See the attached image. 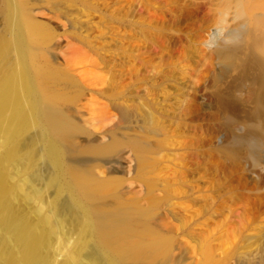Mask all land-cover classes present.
Returning <instances> with one entry per match:
<instances>
[{
    "label": "rangeland",
    "instance_id": "rangeland-1",
    "mask_svg": "<svg viewBox=\"0 0 264 264\" xmlns=\"http://www.w3.org/2000/svg\"><path fill=\"white\" fill-rule=\"evenodd\" d=\"M251 2L264 14V0ZM24 4L66 74L54 88L77 127L75 164L114 181L107 209H148L168 243L166 256L131 264H201L204 251L219 264H264V90L249 92L258 67L226 60L248 49L236 1ZM4 11L0 0V31ZM63 236L67 247L75 232Z\"/></svg>",
    "mask_w": 264,
    "mask_h": 264
},
{
    "label": "bare ground",
    "instance_id": "bare-ground-1",
    "mask_svg": "<svg viewBox=\"0 0 264 264\" xmlns=\"http://www.w3.org/2000/svg\"><path fill=\"white\" fill-rule=\"evenodd\" d=\"M235 1L249 23L244 30L248 49L241 54L234 48L226 60L231 66L258 67V82L249 89L256 93L264 90V14L252 13L257 5L251 0ZM28 12L24 0H5L0 264H131L166 256L168 243L149 225V210L123 204L107 209L102 201L112 193L114 181L97 179L75 164L77 127L65 110V97L54 88L66 74L49 63L41 49L49 33ZM65 230L75 232L67 247ZM203 256L201 264H219L210 252Z\"/></svg>",
    "mask_w": 264,
    "mask_h": 264
}]
</instances>
